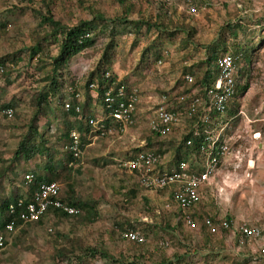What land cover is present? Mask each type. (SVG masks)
Segmentation results:
<instances>
[{
  "label": "rangeland",
  "instance_id": "374dc122",
  "mask_svg": "<svg viewBox=\"0 0 264 264\" xmlns=\"http://www.w3.org/2000/svg\"><path fill=\"white\" fill-rule=\"evenodd\" d=\"M47 5L52 18L68 26L95 17L116 21L104 23L114 29L110 40L107 33L95 35L93 45L69 59L58 75L62 85L34 123L33 98L50 87L45 76L50 72L49 57L56 55L59 44L52 40L48 25L38 24V14L46 12ZM123 17L132 22L120 23ZM142 19L154 25L136 29V20ZM94 22L98 26L101 21ZM0 24H4L0 26V171L7 168L0 176V201L15 191L26 192L25 173L48 174L51 168L61 196H70L71 189L73 198L82 203L77 215L48 212L40 222L17 224L5 235L0 264H73L77 257L84 259L83 264H160L168 259L177 264L264 263L245 255L231 230L210 233L202 225L204 217L215 224L224 218L264 223V0H0ZM36 40L38 48L32 54ZM213 48L237 52L243 60L238 62L236 94L221 118V138L231 152L191 212L197 222L191 229L181 220L176 204L165 205L171 199L170 189L140 187L123 161L152 147L164 153L167 165L181 157L198 158L181 146L183 135L193 129V119H183L172 133L159 138L150 132L148 117L162 93L186 89L184 73L192 72L198 88L207 69L214 76L212 63H206ZM105 67L127 87L138 88L136 120L120 134L86 142L81 157L70 164L63 147L67 140L61 134L67 122L85 124L89 115L102 113L96 92L86 83L92 72L97 80ZM74 82L80 104L88 102L81 119L67 114L64 107ZM245 84L248 87L241 92ZM4 105L14 109L13 116L3 114ZM23 138L26 146L39 144L41 151L27 159L21 154L15 157ZM115 138L121 141L119 146L113 143ZM126 228L142 231L147 240L123 239ZM88 249L96 252L91 255Z\"/></svg>",
  "mask_w": 264,
  "mask_h": 264
},
{
  "label": "built area",
  "instance_id": "2783aa9c",
  "mask_svg": "<svg viewBox=\"0 0 264 264\" xmlns=\"http://www.w3.org/2000/svg\"><path fill=\"white\" fill-rule=\"evenodd\" d=\"M194 9L190 6L189 10L194 11ZM238 62H240L239 54L228 51L218 55L211 67L214 74L213 82L209 87L204 88V92L201 87H195L192 72L184 73L183 84L186 85L187 90L162 93L155 103L151 116L148 117L150 132L159 138L172 133L183 119H195L192 129L194 136L200 134V126L208 124L203 129L206 133L205 143L194 150L198 158L191 160L181 157L167 165L164 153L152 147L137 150L130 158L123 161L124 168L135 176L140 187L151 190L170 189L171 199L165 205L168 206L170 202L176 204L181 210V220L191 229L197 225L191 212L200 202L204 187L210 185L215 177L221 160L231 152L226 140L221 138L220 131L224 129V126H221V118L236 93ZM109 75V71L104 74L107 85H104L102 113L85 120L89 126L85 134L87 139L120 134L136 120L137 104L140 100L138 88L115 86L114 81L108 84ZM90 86L94 90L96 84L91 83ZM68 90L72 92L73 86L69 85ZM79 96L80 94L75 92L73 98L65 99V109H69L72 105L71 100L75 99L77 103L74 109L79 112ZM3 114L11 117L14 109L6 107ZM81 138V132L71 130L68 140L63 145L65 151L75 159L80 158L83 151ZM186 144L190 145L191 141L186 140ZM24 179L28 183L31 182L33 174L25 173ZM49 208L60 209L68 215H77L80 212L76 207L61 200L60 184L56 180H50L41 182L28 200L17 198L16 204L10 203L8 213L14 214L20 221L18 224L21 225L37 222ZM16 225L10 219L0 227V251L5 246L6 233L14 231ZM202 225L210 233H217L220 229L233 230L237 234L238 243L253 248L264 262V223L242 222L234 225L224 218L215 224L211 218L204 217ZM121 235L123 239L134 243H143L147 240L145 234L136 228H126ZM161 244L166 245L167 242L162 241ZM185 264L199 263L189 261Z\"/></svg>",
  "mask_w": 264,
  "mask_h": 264
},
{
  "label": "trees",
  "instance_id": "16d2710c",
  "mask_svg": "<svg viewBox=\"0 0 264 264\" xmlns=\"http://www.w3.org/2000/svg\"><path fill=\"white\" fill-rule=\"evenodd\" d=\"M38 16L40 17L39 20V25L43 26V25H48L49 26V33L50 35L53 37V41H58V48H57V53L54 56H50L49 57V67H50V72L48 75H46V79L49 81V86L47 88V90L43 91V92H39L36 94V96L33 98V103L35 106V111H34V123L38 120V117L44 114L43 111V107H47L50 103V97L52 95H54V93L56 92V90L60 87V85H62L61 81H58V75L59 73L64 70L65 65L67 64V62L69 61V59L80 53L82 50L90 47L91 45L94 44L95 42V35L98 34H108L109 35V40L112 38V36H114V29L113 27L109 28L108 26H106L104 23L106 20H108L110 23L115 22V19H107V18H101V17H95L92 19H84V20H79L76 24L68 26V25H64L62 24L60 21L58 20H54L50 14V10H49V6H46V12H39ZM94 20H100L101 22L99 23V25L97 26V24H95L96 22H94ZM128 19L126 17L120 18L118 21L120 23L126 22ZM107 21V22H108ZM137 21V22H136ZM136 29H139L142 24L146 25V29L151 28L154 23H152L149 20L146 19H142V20H136ZM127 22H132V21H127ZM4 24H0V26L2 27ZM100 27V29L98 30V28ZM161 26L159 24H157V28L159 29ZM163 28V27H161ZM172 33V31L170 32ZM38 43L39 41L36 40L34 46L31 47V53L34 54V52L36 51V49L38 48ZM36 46V47H35ZM112 46V42H109L107 44V47H111ZM229 50L223 49L221 51H218L216 48L212 49L211 54L207 57L206 63L209 65L210 63L213 64L214 59L224 53V52H228ZM234 54H239L237 52L234 51H230ZM106 53V52H104ZM103 53V54H104ZM240 55V54H239ZM106 56V54H105ZM105 60V58H104ZM240 60H243V58L240 55ZM107 68L105 67L103 70H101V76L97 79L94 80V76L92 72L88 78V81L86 83V86L88 87L87 89L92 90L90 84L91 83H95L96 86L94 88V90H92L93 92H96V96L95 99L97 100L98 103L102 104L103 101V92H104V85L106 86V80L104 78V74L105 72H107ZM97 73V72H96ZM210 71L209 69L206 70V77H204L203 85H201V90L202 92H204V88L209 87L211 85V83L213 82L214 76L210 75ZM116 79V76H114L113 74L109 75V78L107 79L108 84H111L113 81L115 82V86H124L127 88L126 84L122 81H119ZM72 83V82H71ZM73 91H72V98L75 94V82L73 83ZM248 85L245 84L243 86L240 87V91L244 92L247 89ZM51 88V89H50ZM236 91H237V85H236ZM236 94V93H235ZM235 96V95H234ZM63 97L62 95H59V99ZM87 99H91L90 94L87 95ZM58 102V101H57ZM72 105L69 107V109H67V114H71L72 116H74V118H76L77 116H79V119H81V115L84 114L86 112V105L88 104L87 101H85V103L83 102V104H80V101L78 102L79 107H80V111L76 112L74 109V106L76 105V101L75 99L71 100ZM230 105V104H229ZM4 107H7L6 105H4ZM229 108V106H228ZM94 117L96 115L91 114L88 117ZM87 117V118H88ZM195 117V116H194ZM195 120V119H194ZM80 121V120H79ZM76 122H67V128L65 129V131L62 132V136L64 137V139L68 140V134L71 130H77L79 132H81V140H82V148L84 147L85 143L88 142L86 141V137L85 134L88 132L89 126L87 124V122L83 121L85 124H83L82 122L79 123ZM33 125V124H32ZM208 124H205L204 126H200L199 130H200V134L194 136L192 131L190 130L189 132H187L186 134L183 135L182 137V144L181 146L184 145V147H187L189 150H196L200 145H203L205 143V139L204 137L206 136V133H204V127H207ZM33 127V126H32ZM75 127V128H72ZM36 131V130H34ZM28 137H26L27 139ZM190 140L191 144L187 145L186 144V140ZM25 138H23L20 142H19V146L18 149L15 152V157L20 156V154L25 158H29L31 157L33 154L38 153L41 151L40 149V145L39 144H32L30 146H26L25 145ZM42 146H44L43 144H41ZM42 149H46L44 147H42ZM66 158L69 159V161H77L78 159L73 158V156L69 153L66 154ZM66 163V162H65ZM65 165V164H63ZM6 166L3 167V169L0 171V176L2 173H4L6 171ZM48 174H36L34 175L33 172H31L33 174V180L31 182H26L23 176V180H24V186H25V190L26 192H24V194L21 195H17V194H11L8 197H6L5 199L0 201V227H3L5 225L6 222H8L10 219L13 220L15 222V224L20 223L19 219H17L14 214H9L8 213V205L10 203L16 204L17 203V198H22L24 201L28 200L30 198V195L32 194V192L37 188V186L41 183V182H45V181H50V180H54L52 179L53 177V170L51 168L48 169ZM58 173L54 172V176L56 177ZM70 186L68 185V188ZM71 188V187H70ZM73 192L70 189V196L69 193L66 194L67 198H63L61 196V200L64 201L66 204L71 205L76 207L79 211L80 208L82 207V203L79 200H75L72 196ZM16 208H18V206H16ZM48 212H52L54 214H61L63 216H68V214L60 209L57 208H49L47 209V211L42 215L44 216L46 213ZM42 219V217L37 221L40 222ZM89 250V249H88ZM96 251L94 249H91V251L89 250V253L91 255H94ZM104 254V253H103ZM178 255H175V259H178ZM84 259L82 257H77L76 261L73 262V264H83ZM177 264L176 260H172V259H168V260H161L160 264Z\"/></svg>",
  "mask_w": 264,
  "mask_h": 264
},
{
  "label": "crops",
  "instance_id": "0c3cea01",
  "mask_svg": "<svg viewBox=\"0 0 264 264\" xmlns=\"http://www.w3.org/2000/svg\"><path fill=\"white\" fill-rule=\"evenodd\" d=\"M136 116H137V112H136ZM124 134V133H123ZM123 134L121 135V136H123ZM117 136V135H116ZM87 139V138H86ZM127 138H125V140H126ZM88 140V142H90L92 139H87ZM116 141H118L116 138L115 139H113V143H115V145L116 146H119L120 144H119V142H121V141H119V142H116ZM88 144H90V143H88ZM86 145V144H85ZM84 145V146H85ZM83 149H84V147H83ZM82 153H83V151H82ZM82 155V154H81ZM164 158H165V155H164ZM165 162H166V160H165ZM70 164H71V161H70ZM218 170H219V168H218ZM218 170H217V172H218ZM217 174V173H216ZM216 176V175H215ZM214 179V178H213ZM213 181V180H212ZM211 181V183H210V185H212L213 184V182ZM209 185V186H210ZM14 193H18L17 191H15ZM24 193V192H23ZM19 195H21V194H19ZM80 213V212H79ZM78 213V214H79ZM230 221H232V223L235 225V224H237V225H239L240 223H242V222H244V221H242V222H238L239 220H237V219H234V218H231L230 219ZM253 223H261V222H253ZM230 234H231V237L232 238H234L235 239V242L237 243V245H240V246H243V247H245V251H247V253L245 254V255H247V256H252V261L253 262H256V261H258V262H262V260L259 258V255L258 254H256V252H254L253 251V248H248V246H245V245H242V244H239L238 243V241H237V239H236V235L237 234H235V232L233 231V230H231V232H229ZM255 253V254H254ZM194 259L195 260V258L192 256V257H190V259ZM197 258V257H196ZM264 264V263H263Z\"/></svg>",
  "mask_w": 264,
  "mask_h": 264
}]
</instances>
